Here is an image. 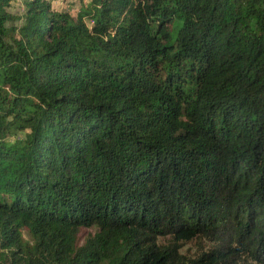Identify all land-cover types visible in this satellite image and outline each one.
<instances>
[{
    "label": "trees",
    "instance_id": "obj_1",
    "mask_svg": "<svg viewBox=\"0 0 264 264\" xmlns=\"http://www.w3.org/2000/svg\"><path fill=\"white\" fill-rule=\"evenodd\" d=\"M79 1L0 0V264H264V0Z\"/></svg>",
    "mask_w": 264,
    "mask_h": 264
},
{
    "label": "rangeland",
    "instance_id": "obj_2",
    "mask_svg": "<svg viewBox=\"0 0 264 264\" xmlns=\"http://www.w3.org/2000/svg\"><path fill=\"white\" fill-rule=\"evenodd\" d=\"M48 1H49L50 6H51V9L53 11L67 12L70 16H74L75 15L76 10L80 6V4H85L86 3V1L81 3L79 0H48ZM8 11L10 13H13V14L21 12L20 3H18V2L13 3L9 7ZM82 234L86 235L87 231L86 230H82ZM201 246L202 247H206L207 244L206 245H202V244H198L196 242H190V243L184 244L181 250H182L183 253H188L189 257H193L196 253H198V252H196V250H198Z\"/></svg>",
    "mask_w": 264,
    "mask_h": 264
}]
</instances>
